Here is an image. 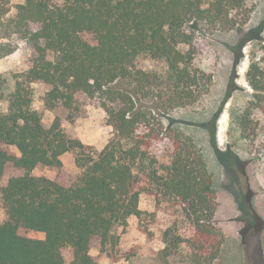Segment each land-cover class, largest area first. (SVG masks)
Instances as JSON below:
<instances>
[{
    "label": "trees",
    "instance_id": "obj_1",
    "mask_svg": "<svg viewBox=\"0 0 264 264\" xmlns=\"http://www.w3.org/2000/svg\"><path fill=\"white\" fill-rule=\"evenodd\" d=\"M16 10L12 16L10 1L0 0V59L14 52V37L31 48L29 68L12 92L0 73V103L8 102L0 112L7 212L0 264H100L91 251L104 253L115 225L142 217L143 195L175 211L163 233L167 251L186 245L191 263L214 262L224 235L204 151L176 124L154 123V113L159 105L165 112L189 107L208 94L212 75L198 62L197 36L246 24L249 0H25ZM142 58L155 66L141 67ZM247 80L254 93L243 125L264 114V45ZM33 83L46 86L50 126L32 107ZM151 96L156 100L147 106ZM95 99L113 129L103 149L63 128ZM68 152L82 171L76 180L34 174L38 166L61 169Z\"/></svg>",
    "mask_w": 264,
    "mask_h": 264
},
{
    "label": "rangeland",
    "instance_id": "obj_2",
    "mask_svg": "<svg viewBox=\"0 0 264 264\" xmlns=\"http://www.w3.org/2000/svg\"><path fill=\"white\" fill-rule=\"evenodd\" d=\"M15 15L16 6L25 0H9ZM253 8L246 24L230 31L199 34L198 62L212 75L210 90L194 105L165 112L159 105L154 123L176 124L190 134L204 151L214 189L219 202L215 214L218 227L224 235L219 257L210 264H264V114L256 112L249 124H240L254 90L247 80V71L256 54L264 45V0H249ZM15 50L0 59V73L6 78V91L12 92L21 73L29 68L30 45L14 37ZM145 69L153 68L154 61L139 60ZM32 107L50 126L54 114L44 101V83L32 85ZM156 97L145 99L151 106ZM8 110V102L0 103V112ZM150 110V108H148ZM63 128L85 144L103 149L113 135L107 113L98 100H89L81 116L65 120ZM61 169L38 166L35 175L71 182L82 173L76 165L75 154L62 156ZM0 181V222L7 218L2 204ZM142 217L132 216L125 225L113 228L115 241L100 254L91 253L100 264H193L186 245L172 253L165 249L163 233L175 213L166 203L159 204L155 197L143 195L140 201ZM170 208V209H168ZM174 212V213H173ZM31 237L39 233L21 230ZM71 264V263H68Z\"/></svg>",
    "mask_w": 264,
    "mask_h": 264
}]
</instances>
